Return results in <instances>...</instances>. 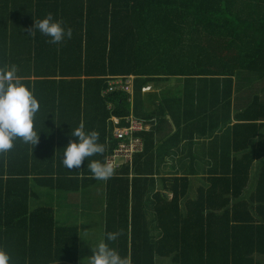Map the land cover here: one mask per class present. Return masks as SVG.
I'll return each instance as SVG.
<instances>
[{"label": "trees", "instance_id": "trees-1", "mask_svg": "<svg viewBox=\"0 0 264 264\" xmlns=\"http://www.w3.org/2000/svg\"><path fill=\"white\" fill-rule=\"evenodd\" d=\"M49 13L72 29L70 39L53 44L38 31L28 35L35 18ZM5 66H16L40 102L34 123L39 142L33 146L18 138L0 154V247L11 264L80 260V230L59 227L53 207L31 212L29 202L38 196L33 184L68 191L82 187L81 167L69 170L62 163L64 147L77 139L71 130L81 121L105 146L104 153L86 158V182L104 191L109 212L121 217L119 249L127 256L132 240V264L142 253L173 264H264L263 170L255 194L251 165L237 164L232 176L219 175L215 167L211 174L192 167L184 175L164 176L159 167L147 165L150 129L124 141L140 143L131 157L117 160L107 181L94 179L87 167L121 147L112 118L125 126L134 118L150 127L140 119L138 91L106 92L118 76L136 75L138 87L155 78H182L186 87L201 84L198 96L212 115L226 108L231 116L234 102L242 105L240 126L263 129L264 0H0V68ZM251 140H238L236 148ZM63 180L78 187H64ZM155 208L158 240L148 223L142 224Z\"/></svg>", "mask_w": 264, "mask_h": 264}, {"label": "crops", "instance_id": "crops-1", "mask_svg": "<svg viewBox=\"0 0 264 264\" xmlns=\"http://www.w3.org/2000/svg\"><path fill=\"white\" fill-rule=\"evenodd\" d=\"M130 76L133 77L132 87L135 88V90L132 89L133 94L136 95L138 91L136 97L139 96L140 119L148 121L150 124V132L145 136L147 143L151 144L148 158H146L148 167L155 165L160 168L162 175L168 177L177 173H181V175L190 173L192 167L202 175L214 173L212 167H215L220 173L219 175L232 176L234 166L237 164L251 165L253 168L250 178H254L252 193H256L261 182V171H264V159H259L262 154L264 155V144L262 145L264 128L249 131L250 129L238 124L241 123L237 121V116L242 110L241 104L237 105L233 102L231 116L226 108H222L223 111L219 112V116H214L210 107L206 106V103L201 101L198 96L201 84H192L191 87H186V80L182 78H155L145 84L141 82L138 87L137 76L134 74ZM176 85H178L177 88H175ZM179 85H181L180 89H178ZM170 89L176 96L170 94ZM178 96L181 98H177ZM181 99L186 101H181ZM161 101L166 102L163 111L162 108L160 109ZM85 129L87 128L85 127ZM237 133H239V139L236 137ZM250 139L252 140L248 147L236 148L238 140L244 143ZM85 161L77 175L79 176L78 182L82 185L80 190H55L39 187V185L35 187L34 184L31 187L32 193L38 195H33L29 202L31 212L42 207H53L59 227H75L80 230L79 262L52 264H90V256L94 254L93 247L101 241L99 238L101 232L104 237L109 232L120 234L117 240L110 241L109 244L116 248L122 256L129 258L132 264L134 253L132 240L130 241V252L126 256V251L119 249L124 231L121 217L109 212L110 208L107 206L108 200L104 191L97 190L86 182V178L90 175H86L83 170ZM199 181H195V183L198 184ZM78 182L75 181L73 184L63 180L62 184L64 187L73 185L77 188ZM169 197L171 198L172 195ZM256 209L257 205H254L253 211L255 212ZM67 216L70 217V221L63 223ZM86 221L90 223L89 227H86ZM147 223L152 230L151 234L154 236V240L155 238L158 240L162 231L159 228L156 208L149 210L147 220L142 222V224ZM85 229L89 231L87 235L84 234ZM135 258L138 264H147L148 261L152 264H173L169 258L155 256V254L153 256L145 255V257L144 253L135 254Z\"/></svg>", "mask_w": 264, "mask_h": 264}, {"label": "clouds", "instance_id": "clouds-1", "mask_svg": "<svg viewBox=\"0 0 264 264\" xmlns=\"http://www.w3.org/2000/svg\"><path fill=\"white\" fill-rule=\"evenodd\" d=\"M37 31L50 37V43L53 44L70 39L73 34L70 27H66L62 20L51 13L43 19L35 18L28 35L35 37ZM39 108L37 96L32 87L22 82L16 66L0 68V154L10 151L18 138L33 146L39 142L40 132L37 133L34 127ZM71 135L77 139L64 147L62 163L65 168L79 169L85 158L104 153L105 146L99 142V133L96 130L86 131L83 121L71 130ZM87 167L92 177L100 181H107L115 174V165L109 160L88 161ZM119 235L118 232H109L106 241H115ZM106 241L101 240L93 247L90 264H131L129 258L122 256ZM0 264H11L10 254L2 247Z\"/></svg>", "mask_w": 264, "mask_h": 264}, {"label": "built area", "instance_id": "built-area-1", "mask_svg": "<svg viewBox=\"0 0 264 264\" xmlns=\"http://www.w3.org/2000/svg\"><path fill=\"white\" fill-rule=\"evenodd\" d=\"M109 88L106 92H110L115 89H127L129 92H131V88L133 85V77L132 76H118L114 80H110ZM133 94V92H131ZM130 123L129 126L122 125V120L114 117L112 118V121L114 123L115 130H114V137L121 141V147H119L113 155L109 157V161L113 162L116 166L117 160L121 159L123 157H131L132 153H134L137 150V145L140 143L139 140L132 141L131 146H128L127 144H123L124 141L127 138L132 139V136L136 132H142L145 130H149L150 127L146 125L145 123H142L134 118L127 119ZM116 168V167H115Z\"/></svg>", "mask_w": 264, "mask_h": 264}, {"label": "rangeland", "instance_id": "rangeland-1", "mask_svg": "<svg viewBox=\"0 0 264 264\" xmlns=\"http://www.w3.org/2000/svg\"><path fill=\"white\" fill-rule=\"evenodd\" d=\"M178 87V85H176L175 86V88H177ZM135 90V88L134 87H132L131 88V90ZM133 90L131 91V92H133ZM169 92H170V94H173L174 96H176L175 94H174V92L170 89L169 90ZM43 190H45V189H43ZM41 194H42V190H41ZM45 201V200H44ZM46 202V201H45ZM91 207V206H90ZM68 214H69V211H68ZM67 221H70V217L69 216H67V218H66V220L63 222V223H66ZM86 223V227H89L90 226V223L88 222V221H86L85 222ZM125 226V225H124ZM88 229V228H87ZM87 229H85V231H84V234L85 235H87L88 234V230ZM101 240H105L106 241V237H104V235H103V232H101V235H100V237H99ZM107 243H109V241H106Z\"/></svg>", "mask_w": 264, "mask_h": 264}]
</instances>
